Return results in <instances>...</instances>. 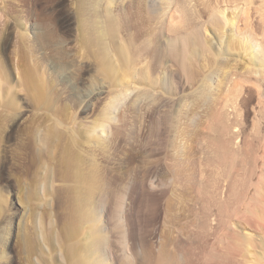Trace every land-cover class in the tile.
<instances>
[{
	"label": "bare ground",
	"instance_id": "bare-ground-1",
	"mask_svg": "<svg viewBox=\"0 0 264 264\" xmlns=\"http://www.w3.org/2000/svg\"><path fill=\"white\" fill-rule=\"evenodd\" d=\"M14 1L17 4L6 10L14 19L13 23L5 26L4 32L0 33V172L13 169L15 176L22 180V177L30 174L33 168L38 165L37 146L45 147L50 140L49 137L51 135L55 137L53 135L56 133H52V131L56 129H52L50 131L52 134H50L46 126H43L45 124L43 119L45 117L50 119L52 116L54 124L61 127L59 119H63L66 113L68 114L66 110L70 108L73 113L67 118L72 121L73 125H77L79 122L75 124L77 116L88 114L92 108L96 107L101 96L104 93L107 94L102 109L101 122L98 124L89 122L90 125L86 130V135L89 138L96 137L102 141L98 142L99 139L97 141L93 139L94 142H92L90 139L91 144L89 140L85 141L90 144V147L83 148L82 142L79 141L80 134L73 129L72 135L68 130V134L71 136L62 146L64 181L80 186L78 200H84V202L87 200V207H85L87 209L82 208L83 213H81L82 210L79 209L78 212V208H75L76 210L73 208L75 211H72L76 212V215L73 214L74 221H70V224L85 220L84 222L87 224L95 226L94 224L98 221L96 213L90 210L93 208L95 211L92 201L96 196V186L102 180H100L102 169L98 166L95 154L96 148L102 147L104 144L107 147V144L115 142L116 139L118 141L127 122L126 114L129 113V110L126 105L130 100H132L131 105L138 106L141 103L138 104V102L145 99L157 113L161 110L160 106L169 109L179 99L189 100L190 98L188 99L189 96L184 93V90L187 84L192 86L196 81L198 82L199 78L197 77L200 74L192 69L186 74L185 60L195 59L193 57L212 58L222 62L224 67L226 64L223 62L228 59V55H232L230 48L237 47L238 49V43L244 51L242 52L250 57L248 60L251 61V57L254 59L253 62L251 61L255 65L252 66L257 68L254 73L264 68V38L261 43L246 39L238 28V10L234 17H228L226 13L228 7L219 5L220 1L218 0H215L214 5L211 0L203 1L205 3L202 7L210 10L206 22L200 20V15L195 9V4L192 5V0H74L76 4L73 11L74 20L65 25H61L62 21L59 24L51 22L49 18L51 23L47 22V10L43 7L42 0ZM241 12H244L243 18L247 19L245 11ZM262 17L263 15L260 14V20ZM198 18L200 21L195 24L194 21ZM28 24L33 33L31 41L26 40L23 35L20 36L18 31L20 25ZM151 24L154 25V28H150L152 35L148 29L146 30ZM206 26L213 28V37L210 39L206 36ZM15 33L20 38L14 40ZM178 41L182 44V51L173 47ZM187 44L193 47L194 51L188 52ZM17 54L20 55L26 66H23L24 69L18 73V80H15L8 62L9 57ZM166 56L169 61L167 60V63L163 61L162 64L161 60L163 59L161 58ZM145 58L148 59V62L146 68H143L145 71L141 72V79H139L140 73L138 74L134 64ZM178 62L185 77H181L177 73L178 69L174 68L175 65L178 66ZM248 65L250 66V64ZM214 67H208L207 72L200 71L202 72L201 83H198L199 85L196 83L198 91H201L205 82H209L207 85L211 90H216L217 85H220L228 92L230 85L235 82L234 90L238 94L237 65L227 66V71L224 72L221 70L223 75L221 81H217L219 83L217 85L215 83L221 68ZM161 72L165 74L167 81L176 85L175 92H162L164 84H161ZM240 77L241 81L247 80L245 77ZM16 83L22 87L19 88L20 90H17ZM259 87L257 88L258 100L261 105H264V95ZM63 89L68 90L67 97L63 95ZM207 90L205 95L201 94L204 90L200 92L201 102H194L191 106L192 109L189 108L188 135L181 136L177 145L173 147L170 168L175 188L176 212L171 234L173 249L171 263L193 264L195 253L197 258L195 260L197 262L203 260L205 264H264V242L259 238L256 239L249 220L238 218V150L240 149L239 137L241 135L238 127V116L241 115L238 95L230 96L233 99L229 101L226 98L213 96L208 88ZM22 91L23 95L19 93ZM194 93H197V90ZM234 96L236 97L234 98ZM211 111L214 113L210 114ZM217 113L220 114L218 117L221 116L220 119H222L219 124L221 134L219 137H222L220 139L221 154L231 155L232 161L224 166L222 185L218 183L220 182L219 174L215 173L213 178L210 175V183L208 182L203 187L204 183H201L202 179H200L202 175L195 167V162L198 155L200 157L205 155L207 160L211 159V163L219 156L218 152L215 153L211 151V148V150L208 148L210 142L207 143L209 140L207 131L212 125L210 121H212V116ZM62 114H65L63 118L59 117L58 119V116ZM54 124L52 123V125ZM57 139L60 138L57 137ZM61 140L60 142H62ZM240 152L242 151L240 150ZM110 154H106L107 162H110L112 158L110 156H113ZM120 155L122 157L118 158V162H116L120 167L132 166L139 160V156L132 150L122 152ZM217 162L220 163V160ZM212 164L214 165V163ZM262 166H264V162ZM154 178L148 181L150 188L155 187L156 180ZM61 180L63 181V178ZM50 183L51 186L54 183L53 176H51ZM84 184L88 187L81 186ZM201 189L204 190L203 197L200 195ZM260 193L262 192L260 191ZM124 196L125 194L123 200L126 199ZM204 197L205 200H203ZM247 206L244 213L250 211ZM122 211L120 208L118 223L123 227ZM262 213L259 215L261 216ZM71 218L73 220V216L69 217V219ZM261 218L259 217L260 221ZM243 220L246 221L243 222ZM253 221L252 223H254ZM262 221L264 225V218ZM73 224L75 225V223ZM129 229H123L124 231L121 233L126 248L125 238H127ZM132 229H130V235L136 232ZM92 230L93 228L91 232L89 231V236H92L93 243L90 248L86 249L93 255L98 254L99 257L101 254L100 246L98 247L99 241L103 254L100 255L101 260L97 264H108L112 256L110 255L111 240L105 228L102 229L101 236H99L100 232ZM262 231L264 232V227ZM134 236L136 237V233ZM261 239L263 240L264 237ZM133 240L136 241V238ZM195 242L200 245V247L197 245L199 249L196 248V252L193 251ZM44 248L48 250V247L44 246ZM69 250L78 262H81L82 254L86 251L79 249L76 244L69 245ZM81 251L83 252L81 253ZM238 251L241 252L240 258ZM59 256L62 258L61 254ZM97 259L95 258V260Z\"/></svg>",
	"mask_w": 264,
	"mask_h": 264
},
{
	"label": "rangeland",
	"instance_id": "rangeland-1",
	"mask_svg": "<svg viewBox=\"0 0 264 264\" xmlns=\"http://www.w3.org/2000/svg\"><path fill=\"white\" fill-rule=\"evenodd\" d=\"M203 1L205 0H192V5L195 4L194 6L198 15H200V20L202 19L203 22H206L210 10L202 7L205 3H203ZM218 1H220L219 5L222 7H228L226 12L228 17H234V14L238 10V28L246 39H252L254 42L256 41L258 43L263 42L264 0ZM42 2L43 7L47 10L46 18H49L51 22L53 21L59 24V22L61 23L62 21L63 24L61 25L73 22V11L74 8H76L74 0H42ZM214 2L215 0H211L213 5ZM16 4L17 2L14 0H0V33L5 30V26L13 23L14 19L6 10H8V7L10 8ZM242 10L245 11V15L247 14V19H245V17L243 18L244 12H241ZM260 14L263 15L262 20H260ZM49 19L47 22H50ZM200 20L198 18L194 23H199ZM153 26L151 24L149 28H146L149 33L151 32L150 35L153 34L152 30H150V28H154ZM19 28L20 30L18 31L20 36L23 35L28 41L33 39L32 29L29 24L26 26L20 25ZM19 35H16L15 33L14 40L18 37L20 38ZM206 36H208V39L213 37V28L210 26H206ZM149 40H151V38H149ZM173 47L176 50L182 51V44L179 41L176 42ZM186 50H188V52L194 51L193 47L188 44ZM242 51L243 49L239 43L238 49L237 47L230 48L232 55H228V59L223 62L226 64L224 67L223 64H221L222 62H219V60L215 61L212 58L198 59L193 57L195 58L193 60L186 59V74L192 69L200 74L197 77L200 80L197 79L198 82L196 81L193 84L194 86L187 84L184 93L188 95L189 97H187L190 99L187 101H185V99H179L172 108L168 109V107L162 108L160 106L161 110L157 113V111H154L153 107L145 99L139 101L138 104L141 103L138 106L131 105L132 100L129 101L126 105L128 107L125 106L129 110V113L127 110L128 114H126L127 122L125 128L122 129L123 132L120 130L121 135H119L118 141L117 139V142L114 140V144L110 142L107 144V147L104 146L105 144L103 146L100 145L103 149L102 147H98L100 149L96 148L97 150L95 149L98 166L102 169V171H100V180H102L98 186H96V196L93 200L94 202L92 201L95 211H93V208H90L92 212L96 213L95 216H98V221L94 224L95 226L87 224L84 222L85 220L79 223L73 222L76 226L73 223L70 224L74 221V215H76V212H73L76 210L75 208H78V212L79 209H87L85 208L87 207V200H85V202L84 200H78V195L81 191L80 186H75L74 183L64 181V158H62L61 152L63 151L62 146L66 144V140H68L73 134V129L76 133L80 134L79 141L82 142L81 146L83 148L85 147L88 149L90 147V139H92V142H94L93 139H95V141L99 139L96 137L89 138V136L86 135V130L91 121L97 124L101 122L102 109L107 94L104 93L101 96L96 107L91 109L92 112L90 110L88 114H79V116H77V121L75 122L76 124L79 121L77 125H73L72 121H69V118H67L73 113L70 108L66 110L68 114L66 113L64 118L63 115L65 114L58 116V119L59 117L63 118L59 119L61 120V127L60 125L54 124L55 121H53L52 116L50 117L51 120L46 119L45 117L43 120L46 125L43 124V126H46L50 134L53 132L56 134L53 135L55 137H52V135L49 137L50 140H48L45 147L41 145L37 146V157L39 160L37 167L33 168L30 174L22 177V180H19L18 177L15 176V171L13 169L3 170V173L0 172V264H87L91 262L97 264V262L101 260L100 255L103 254L101 249L102 245L98 241V247L100 246L99 251L101 252V254H99L100 259L98 254L93 255L87 250L93 243L92 236H89L92 228L95 230L94 232H100L99 236H101L102 229L105 228L109 239L111 240L112 247H110L111 252H109L112 256L110 261H108V264L110 262V264H172L173 249L171 244V234L174 226L173 219L176 212V200L175 188L172 183L170 162L173 156V147L177 145L176 143H178V139L181 136L186 137L189 133V110L192 109L191 106H193L194 102H201V99L199 98L201 96L200 92L204 90L201 94L205 95L206 92H208L207 88L213 96L222 97V99L226 98V100L229 101L233 99L230 96H233L234 94L238 95V103L241 109V115L238 116V127L241 134V138L239 137L240 149L238 150V218L249 220V222H251L249 224L252 226L253 234L257 237L256 239L259 238L264 242V239H261L264 237V232L262 231L264 227L262 224V218H264V174H262L264 173V166H262L264 162V105L259 103L257 94V88L260 86L259 88L261 90H259L264 95V68L263 70H257V73H254V70L257 69L254 67L255 65L251 63L254 59L251 57V61L248 60L249 56L245 55V53H243L244 51ZM19 54L11 56L12 58L9 57L10 59L8 58V65L12 69L15 80H18V73L26 66L21 60ZM158 54L160 53L158 52ZM164 58H161L163 59L161 60L162 64L163 61L164 63L169 61L167 56ZM147 62L148 59L145 58L134 64L138 74L140 73V76L138 75L139 79H141V74L144 70L143 68H146ZM177 64V67L176 65L174 66L175 70L178 69L177 73H179L181 77H185L182 73L180 63L178 62ZM230 64H236L238 67V94H236L234 90L235 82L230 85L228 92H226V89L223 86L217 85L219 84L217 81H221L223 75L222 71H227V66H231ZM248 64H250V66ZM211 66H215L214 68H221L219 69L218 74L220 79L218 77V80H216L215 83L219 90L217 88L214 91L211 90L208 86L209 82H205L201 91H198L197 87L199 85L198 83H201L202 72H207L208 67ZM202 68L203 70H201ZM160 76V79H163H161V84H164L162 92H175L176 85L169 80L167 81V77L162 72ZM240 76L245 77L247 80L241 81V79H239ZM189 85L190 87H188ZM255 85L258 86L255 88ZM192 87H194V89H192ZM16 88L17 90H20L19 88L22 87L16 83ZM196 90L197 93L199 92L198 94L194 93ZM62 91L65 97L69 95L67 89H63ZM19 93L22 95L24 94L23 91ZM235 97L236 96H234V98ZM123 111H121L122 114ZM209 113L212 114L214 111ZM218 115L220 114L217 113V115L215 114L212 116L213 118L211 117L212 121H210V123L212 125L210 126L211 128H209L210 130L207 131L209 136L207 143L210 142L208 148H211L212 150H210L215 153L218 152L217 154H219V156L217 155V159L212 161L214 165L211 163V159L209 161L207 160L208 158H205V155H203V157L198 155V159H196L195 162V167L202 175L200 179L203 180H201V183H204L202 184L203 187L210 181V175L213 178L215 173L219 174L220 182L218 183L219 185H222L221 181L223 179L224 166L232 161L231 155L227 156L226 154L225 156V154L222 153L224 156H221L222 144L220 139L222 137H219V135H221L219 124L222 119H220L221 116L218 117ZM52 123L56 126L54 127ZM252 127L255 128L253 129ZM52 129L56 130L51 133L50 131ZM68 130H70L69 132L71 135L68 134ZM57 137L60 139L58 140ZM61 137L63 138L62 140ZM60 140L62 142H60ZM88 140L90 144L85 143V141L88 142ZM100 141H102V139H99L98 142ZM129 150H132L139 156V162L136 161L132 166H127L125 168L118 166L116 162H118V158L122 157L120 153L122 154V152ZM240 150L242 152H240ZM110 151L113 156L110 154ZM107 153L111 155H109L110 158L112 157L110 162H107ZM219 160L220 163L222 162L221 164L217 162ZM11 171L14 172L12 173ZM51 176H53L54 180V183L52 184L53 188H51L52 186L50 183ZM61 178H63V181ZM153 178L156 180L155 187H151L153 188L151 189L148 186V181ZM81 186L88 187L85 186V184ZM259 190L262 193H260ZM201 191L200 195L203 197L204 190L201 189ZM124 194L126 196L125 200L122 199ZM203 200H205V197ZM247 201H250L249 205ZM246 206L248 207V211L250 210L248 213H244ZM120 208L123 210V227L118 223ZM84 210H82L81 213H83ZM260 213H262V218L259 215ZM72 216L73 220L72 218L69 219V217ZM259 217L261 218V221L259 220ZM68 219L69 221L66 222ZM244 221L246 220H243V222ZM252 221L254 223H252ZM260 222L261 224H259ZM127 228H133L132 230L136 231V237L134 236L135 233H131L130 235L129 229L127 238H125L127 245L126 248L123 244L124 242L121 233ZM134 238H136V241L133 240ZM71 244H76L78 248L83 251L86 250L82 254L83 256L81 255V262H78L72 253H70L69 245ZM197 245H199L197 242L193 245L194 252L199 249ZM44 246L48 247V250H46ZM83 251H81V253ZM60 254L62 258L59 256ZM240 255L241 252L238 251L239 258ZM159 256L160 258H158ZM95 258L98 259L95 260ZM157 259H159V261H157ZM195 259L197 258L194 253L193 264H205L203 260L197 262ZM74 260H76L75 263Z\"/></svg>",
	"mask_w": 264,
	"mask_h": 264
}]
</instances>
